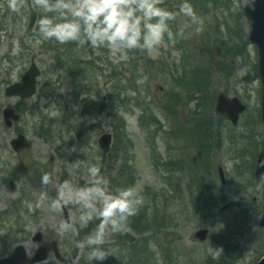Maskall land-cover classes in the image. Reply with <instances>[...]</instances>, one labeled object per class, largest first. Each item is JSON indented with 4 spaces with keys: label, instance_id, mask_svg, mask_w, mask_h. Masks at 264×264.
Returning a JSON list of instances; mask_svg holds the SVG:
<instances>
[{
    "label": "rangeland",
    "instance_id": "1",
    "mask_svg": "<svg viewBox=\"0 0 264 264\" xmlns=\"http://www.w3.org/2000/svg\"><path fill=\"white\" fill-rule=\"evenodd\" d=\"M249 1L229 0L228 4L221 1L222 3L218 4V10L211 9V18L205 19V25H209L211 28L207 34L213 38L217 33V26L222 28L221 25L225 26L230 18H234L238 13L242 14L244 5ZM182 2L183 0H164L163 5L169 10H177ZM193 6L197 13L202 15V11H198L194 4ZM27 12V8H25L23 15L18 16L11 13L7 7V0H2V2L0 0L2 22L6 24L7 17L9 20L8 25L4 26L3 41L0 46V145L3 144V139H5V142H10L16 136L17 128L25 130V133L33 142V147L30 150L23 151L20 154H15L8 148L6 152L0 155V162L2 163H0V218L6 215L8 202L11 199L20 197L23 189L22 185H25L32 198L34 197L36 203L40 204V207L37 208L38 222L33 226V229L40 228V226L47 228V226L54 224L55 229L59 231L63 212H50L48 204L57 198L60 187L65 180L64 176L68 175L73 183L85 186L86 176L84 170L75 168L73 162L78 159L99 164L103 162L106 166L105 174L109 179L110 173L107 168L118 169L122 165L119 173L122 181L129 178L128 172L133 174L132 179H130L133 184L132 187L142 192L145 197L144 204L150 205V213L158 208L167 218L171 217L172 220H176L177 217L174 214H178L179 221L183 224L180 229L162 228L160 232L153 234L159 240L166 239L168 242L179 239V242L189 249L191 255L181 258L180 262L182 264H256L259 257L264 254V231L256 230V221L261 213L258 209L264 202V180L261 183H256L252 180L251 174L255 151L258 148L255 139H261L264 136V125H257L252 121V117L258 113L257 109L260 107L261 100V96H259L261 83L255 77L253 71V62L258 61L256 48L254 46L250 47L251 59L247 63L245 61L248 57L244 61L240 57L230 61L232 68H229L228 81H221L218 88L212 86V83L207 88L209 104L214 102L220 90L229 87L227 90L238 93L250 107L249 112L237 127L224 126L223 145L218 155L213 157L210 154L211 149L206 150L204 153L200 152V149L197 146L195 147L189 138L181 132V128L186 124L184 115L170 117L160 107L165 91L171 86L174 90H183L177 84H179L185 72L194 70L193 67H195L192 60H187L188 54L179 51L176 42L167 43L165 41L161 47L151 53L136 49V63L129 57V52L126 50L103 48L102 51L92 53L90 47L84 48V45L76 46L72 43L71 55L74 59H78L77 53L81 51L82 59L84 61L92 60L89 65L93 67L89 70L88 79L82 80L77 87H69L66 80L67 73L64 69L62 70L63 76L57 78V74L61 72L58 70L51 78L50 69L56 62L54 52L48 50L43 43H38L35 35H30L34 31L29 32L27 30ZM186 25H188V19L184 16H178L176 21L172 22L171 27L174 32L178 29H185V37L182 38L184 40L188 38L191 42H194L200 39V33L195 34L194 30L191 27H186ZM248 28L249 23L243 28V32L246 33ZM207 29L204 26V31ZM240 30L242 31V29ZM11 49H14L13 53ZM67 53L70 55L68 48ZM7 54L14 55L17 59L14 66L4 59ZM33 55L37 57L36 59L43 68V74L40 78V90L36 96L27 100L25 104H19L17 99L7 98L4 90L9 82L16 81L22 76ZM181 55H184V59H181ZM194 59L202 61L201 66L207 61L206 58L194 57ZM158 61H162V63L153 66ZM217 65H219L217 62H212L213 79ZM151 66L155 69H153V73L148 75L145 70ZM238 67L240 69L237 74L235 70ZM125 69L130 70L133 74L130 83H126L127 80L122 74ZM145 74L148 76L143 77ZM124 75H128V73ZM185 76L188 79L187 74ZM223 78V76H219L217 79ZM51 79L54 84L46 86V83ZM148 81L149 83H147ZM84 83L89 84L88 87L86 84L83 88ZM121 84L127 87L130 86V91L133 89L131 84L134 88L144 85L141 94H138L137 97H139L141 106L151 105L154 115L158 118L159 126H157L158 123L155 126H150L148 122L140 121V118L132 113L126 116L133 146L129 148L128 155L120 153L118 149L107 158L102 156L98 138L102 133L112 131L109 119L106 114L98 110L100 102L95 101L94 106L91 99L86 102L85 100L89 97V93L91 98L94 99H100V94L102 98H106L110 92L118 90ZM113 86L116 89H113ZM146 86L148 89L152 87V91L156 95V102L160 105L153 102L149 97ZM77 93L79 96H77ZM75 95L77 96L76 99H74ZM128 103L133 104L134 102ZM88 105L94 108L92 110L94 114L98 115L97 117L89 111L91 109ZM187 105V102L184 101L181 111H184ZM8 106L25 107L22 122L15 124L11 129L5 127L2 116V110ZM116 108L127 111L122 109V103L120 102L116 104ZM41 122H45L44 127L41 126ZM49 126L54 132V139H57L61 130H63L65 139H61L55 145L47 142L46 138L52 137L46 131ZM66 126L72 130L69 132ZM89 127H92V129H89ZM81 128H87V130L81 132L79 130ZM148 130H152L151 134L154 136L157 150L161 153L162 163L158 167L154 165L151 157L149 142L152 140ZM79 133L82 135L79 136ZM166 140L171 143L169 150L166 146ZM119 148L122 149L123 147ZM180 152L186 167L178 163L177 154ZM51 156L54 158L53 161H51ZM110 158H117L120 161L113 164L110 162ZM215 158L216 160L212 161ZM21 160L29 166L35 165L33 166L31 178L44 187L31 186L28 178L22 177L21 183L20 181L17 183L16 193L10 191L5 179L10 177L11 168H14ZM168 161L173 164L172 170L168 167ZM211 161L212 164L216 163V166L223 164L224 169L228 172L226 195L232 205L230 209L222 211L219 204L214 205L215 203L208 201L205 206L207 210L204 212V218L198 220L196 217L184 215V209L191 199H195V195L192 196L194 185H201L199 183L200 177L196 176L194 172L198 166H202L206 177L213 180L216 186L217 184L221 185L215 176L214 169L205 168ZM37 163L46 165L36 166ZM38 172L40 173L38 174ZM45 174H50L52 177V182L48 185L41 183V178ZM201 179H205V183L211 186L208 179L204 177H201ZM223 191L225 190H221V192ZM153 196L157 198V201L149 203ZM196 198L198 197L196 196ZM23 226L24 223L22 228ZM203 226L212 230L213 236L206 243L200 244L194 239V233ZM89 227H91L90 224L74 236H78L80 240L81 232L84 233ZM7 228H10V226L7 225ZM19 230L20 228L14 227L15 232ZM7 233L8 231L5 228L0 229L1 255L9 253L12 250V245L21 241L18 240L13 244H9ZM55 233L58 236L60 235L59 232ZM87 235L89 234H84L82 240ZM19 237L20 234H18ZM112 240L113 237L110 236L105 244H109ZM154 243L158 244L156 240ZM32 245L33 243L27 240V249L32 251ZM209 245L213 248L223 249V253L218 259L213 260L209 256V252L213 251ZM156 248L161 249L159 245Z\"/></svg>",
    "mask_w": 264,
    "mask_h": 264
},
{
    "label": "clouds",
    "instance_id": "2",
    "mask_svg": "<svg viewBox=\"0 0 264 264\" xmlns=\"http://www.w3.org/2000/svg\"><path fill=\"white\" fill-rule=\"evenodd\" d=\"M164 0H7L11 13L23 15L30 6L41 13L36 26L38 43L55 41L61 45L77 43L90 45L95 50L112 48L151 53L165 40L175 42L185 37V29L173 31L171 24L178 16L188 19L195 34L204 31L205 19L197 13L190 0H183L177 10L163 7ZM74 167L83 169L85 186L66 180L58 196L48 204L49 211L58 213L72 207L77 215L59 225L64 235H78L94 221V230L76 247L88 251V259L103 264L109 255L104 247L107 239L127 231L130 218L136 216L145 203L142 192L135 187L113 188L110 179L102 173L99 163L76 160ZM52 182L50 174L41 178L43 185ZM39 203L29 204V212ZM31 231V225L26 226ZM209 256L216 260L222 248H213Z\"/></svg>",
    "mask_w": 264,
    "mask_h": 264
},
{
    "label": "water",
    "instance_id": "3",
    "mask_svg": "<svg viewBox=\"0 0 264 264\" xmlns=\"http://www.w3.org/2000/svg\"><path fill=\"white\" fill-rule=\"evenodd\" d=\"M245 12L251 21L250 38L259 47L260 56V74L264 82V0H252L249 5L245 7ZM35 22V15L33 14L31 19V26ZM39 74V70L33 63L30 69L25 74V79L23 83H16L7 89V95H20L21 97H28L35 93L36 90V77ZM264 103V95H263ZM245 108L240 104L237 98L229 99L225 94H220L218 99L217 111L225 114L228 118L237 122L238 115L243 112ZM264 110V108H263ZM6 123L10 126L12 125L11 119L18 120L19 116L14 113L11 109H6L4 111ZM112 141L111 134H105L100 138V145L107 153L110 149V144ZM16 150H20L25 147H29L30 144L26 141L23 135L12 142ZM264 174V152L260 155L258 166L256 169V176H261ZM224 181V180H223ZM260 224L264 225V214L260 220ZM198 236L202 239L206 237V231H201ZM24 252L22 248H19L16 255L12 258H7L0 260V264H23ZM39 259H34L39 261ZM259 264H264V258L259 262Z\"/></svg>",
    "mask_w": 264,
    "mask_h": 264
},
{
    "label": "flooded vegetation",
    "instance_id": "4",
    "mask_svg": "<svg viewBox=\"0 0 264 264\" xmlns=\"http://www.w3.org/2000/svg\"><path fill=\"white\" fill-rule=\"evenodd\" d=\"M71 213H74V209L70 207ZM54 241V236L51 234L45 235L44 239L42 240V244L50 243ZM60 246V252H61V258L58 259L54 254H51L47 263L49 264H75L76 262H79L80 258L85 253V250L78 249L77 247L73 246L72 243H69L67 239L60 238L59 244ZM34 246H37L34 244ZM45 264V263H44Z\"/></svg>",
    "mask_w": 264,
    "mask_h": 264
},
{
    "label": "trees",
    "instance_id": "5",
    "mask_svg": "<svg viewBox=\"0 0 264 264\" xmlns=\"http://www.w3.org/2000/svg\"><path fill=\"white\" fill-rule=\"evenodd\" d=\"M205 65H206V63H205ZM206 72L208 73V72H210V70H206ZM194 73L196 74V76H198L199 75V69L197 68L196 70H194ZM194 82H196L198 84H201L202 83L201 78H198V77L195 78ZM113 89H116V87L114 86ZM122 92H123V90H121L119 92V89H118V90H114L111 93V102H112V104L114 103V101L117 102V100L119 99V97H121ZM128 94H129V92L126 91V95H128ZM109 116L111 118L112 124L114 125L116 137H118L119 136V130H118V128L120 127V125L122 126L123 124H122V122L120 120V117H119L118 113L115 111V108L112 105L110 106ZM121 130L123 131V129H121ZM212 182H213L212 180H209V183H212ZM207 190L209 191L207 193L211 194L210 193V189L207 188ZM200 195H202V194H200ZM133 223H134V225L136 227L138 225H140L137 222V220H134Z\"/></svg>",
    "mask_w": 264,
    "mask_h": 264
}]
</instances>
